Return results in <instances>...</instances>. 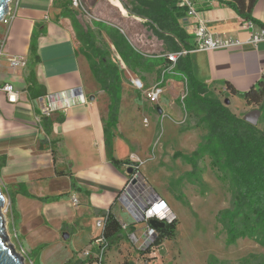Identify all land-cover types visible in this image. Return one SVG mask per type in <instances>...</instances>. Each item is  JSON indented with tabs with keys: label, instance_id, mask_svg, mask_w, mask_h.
<instances>
[{
	"label": "crops",
	"instance_id": "1",
	"mask_svg": "<svg viewBox=\"0 0 264 264\" xmlns=\"http://www.w3.org/2000/svg\"><path fill=\"white\" fill-rule=\"evenodd\" d=\"M194 4L199 19L211 33L242 45L218 51L190 52L184 60L192 77L206 85L215 84L227 93L224 86L216 83L228 82L238 93L256 87L264 80V42L256 47L249 42L254 31L264 28V0L255 3L251 15L255 23L249 29L243 28V19L219 0H194ZM12 13L14 18L9 24L0 27V37L5 39L0 56V86L11 84L20 94L18 102L12 104L0 91V185L10 201L16 229L21 237L36 246L32 253L45 244L61 241L66 248L65 259H68L75 249L88 247L97 236L94 223L103 212L111 208L120 223L126 221L123 215L126 205L120 201L116 208V202L124 192L128 175L124 167L116 169L107 161L103 132L107 112H103L99 96L93 97L86 85L89 67L86 59L80 56L71 20L59 15L54 0H15ZM127 19L138 22L140 32H131V38L126 36L129 44L142 55L161 60L163 44L145 21L128 15ZM179 23L189 37L187 43L192 50L195 21L184 16ZM38 27L44 33L38 39L39 59L33 66L36 89L50 95L81 88L87 99V104L76 101L67 111L58 110L50 116V139L58 142L55 163L49 142L40 146L43 132L38 116L44 101L31 99L28 94L29 50ZM10 57H23L27 66L13 69ZM166 64L156 69L162 70ZM124 132L119 105L112 143L117 160H126V152L120 154L118 148L119 143L120 148L124 146L126 150V139L119 136ZM54 197L59 199L41 200ZM73 197L78 202L76 206L72 203ZM127 231L130 229L123 231L125 235ZM41 249L35 254L39 255ZM80 255L75 261L79 262Z\"/></svg>",
	"mask_w": 264,
	"mask_h": 264
},
{
	"label": "rangeland",
	"instance_id": "2",
	"mask_svg": "<svg viewBox=\"0 0 264 264\" xmlns=\"http://www.w3.org/2000/svg\"><path fill=\"white\" fill-rule=\"evenodd\" d=\"M121 1L125 5L130 3V0H77V6L71 1L70 7L76 13L80 25L90 33L98 47L105 52L109 51L112 65L119 69L120 118L122 130L126 131L119 134L126 139V150L124 146L120 148L121 144L118 143L119 153L126 152V159L133 162L128 167L132 169V173L136 169L140 172L128 178L125 189L133 193L141 188L150 196L165 200L176 216L178 227L172 240L153 247L149 254H140L139 250L145 251L152 246L141 247L140 242L133 239V235H141L144 224L134 223V219L126 211L123 213L126 221L123 220L121 224L127 230L130 229L128 240L122 241L119 247H113L105 263L264 264V246L250 239H239L235 244H229L225 228L217 220L221 211L231 207L232 196L228 184L218 178L220 173L212 170L210 154L200 152L206 132L201 127H195V117L185 112V81L178 75H166L163 79L172 80L164 82L166 91L170 93L166 94L164 89L158 103H150L142 92L134 88L131 80L139 79L146 89H151L162 78V70L155 68L151 72H130L102 31L101 27L107 25L119 29L125 37L131 38V32L138 34V22L127 19V15H131L126 13ZM14 3L15 0H12L9 7L13 8ZM1 25L2 22L0 27ZM136 42L142 45L139 40ZM145 43L150 45L147 41ZM78 48L83 58L84 48L79 44ZM143 50L147 51L142 48ZM86 85L93 97L99 96L103 112H108L109 96L101 90L90 67L87 69ZM210 90L224 105L228 101L229 104L225 106L238 118L243 119L252 111H260L256 128L264 134V100L261 107L247 105L242 99L233 98L217 85L210 86ZM158 108L161 114L157 112ZM131 180L135 184H131ZM0 189L4 192L2 185ZM122 197L121 193L116 208ZM5 198L7 201L2 215L10 239L5 245L11 246L24 264H68L75 261L84 250L85 247L75 249L72 256L65 259L66 248L58 241L57 244H45L39 255L35 254L37 251L32 253L36 246L32 245L31 240L21 237L11 213L10 201L6 196Z\"/></svg>",
	"mask_w": 264,
	"mask_h": 264
},
{
	"label": "trees",
	"instance_id": "3",
	"mask_svg": "<svg viewBox=\"0 0 264 264\" xmlns=\"http://www.w3.org/2000/svg\"><path fill=\"white\" fill-rule=\"evenodd\" d=\"M71 1L54 0V7L60 11L61 17L71 20L76 40L80 47L84 48L82 54L91 72L101 90L109 96L107 117L103 121L107 161L116 169L124 167L127 170L133 162L129 159L117 160L114 158L112 144L120 105L119 69L112 65L109 51L105 52L98 47L90 33L80 25L76 19V13L70 7ZM219 2L233 9L243 21L255 23L251 15L257 0H219ZM121 4L129 15L145 21L153 35L162 42L163 55L190 50L187 43L189 37L179 23V20L185 16L186 8L180 5L179 0H130V3H126V5L122 1ZM101 29L114 46L121 62L130 72H151L166 62L163 60L153 61L152 58L136 51L118 29L107 25L102 26ZM43 33L44 31L40 27L34 31L29 50L31 70L28 94L31 99L46 96L36 89L33 77V66L39 59L37 42ZM184 59L185 57L178 60L174 72L186 83L185 112L195 117V127L205 130L206 133L202 139L203 148L200 152L206 151L210 154L212 170L220 173L218 178L228 184L232 196L231 207L221 211L217 220L225 228L229 244L233 245L239 239H250L264 246V134L228 110L227 106L210 90V86L215 84L206 85L193 78ZM216 84L224 86L230 96L242 99L247 105L262 106L264 80H260L256 87L244 93L236 92L225 81ZM38 117V125L43 132L40 146L42 143L49 142L52 160L55 163L58 142L50 139L52 135L50 116L39 113ZM134 172L132 174L140 173L137 169ZM127 177L130 178V176ZM73 187L76 186L73 185ZM58 199L59 197L41 200L51 202ZM101 217L105 219L103 235L108 241L109 251L113 247H119L122 241L128 240V231L124 235L122 224L112 213L111 208L103 212ZM177 227L178 223L174 220L158 229L152 247L138 252L149 254L153 247H159L165 241L172 240ZM40 249L39 247L38 250ZM68 264H80V262L71 261ZM123 264H126V261Z\"/></svg>",
	"mask_w": 264,
	"mask_h": 264
},
{
	"label": "built area",
	"instance_id": "4",
	"mask_svg": "<svg viewBox=\"0 0 264 264\" xmlns=\"http://www.w3.org/2000/svg\"><path fill=\"white\" fill-rule=\"evenodd\" d=\"M14 1V0H13ZM73 5L77 6V0H72ZM181 6L186 8L185 16L195 21V29L193 33L195 47L192 50H183L176 53H168L162 55L159 58L165 59L166 66L162 69V78L151 89H146L142 81L139 79H132L131 82L135 89L142 92L145 98L152 104L158 103L162 95L164 94V82L168 81L163 79L168 74L177 75L174 72L175 65L180 58L186 57L192 51H218L224 49H230L233 47L241 46L242 43L234 40H225L218 35L211 33L205 26V24L199 19L198 12L196 11L194 0H179ZM14 18L12 8L9 7L8 14L2 21L3 25H8L10 20ZM243 28L249 29L254 27V23L251 21H244ZM264 42V28H259L251 34L249 44L252 47H256L259 43ZM5 45V39L0 37V56L3 53ZM10 67L13 69L26 67V60L23 57H10ZM0 91L4 92L7 96L9 103L15 104L18 102L19 91L11 84H4L0 86ZM39 100L44 101L40 109V114L44 116H51L55 111H67L77 101L80 104H87L83 92L81 94L74 95L73 90L61 92L58 94L46 95ZM130 191L129 189H125ZM125 192V191H124ZM123 199V198H122ZM73 205H77L78 202L75 197L72 198ZM126 208L128 213L134 219V223H143L141 235L138 237L133 235L135 241L140 242V246L148 248L152 246V240L156 238L157 230L150 228V220H158L165 225L176 220L175 214L170 209L168 203L158 198L157 196H150L144 189H136L133 193L130 191V196L126 199ZM167 211V213H166ZM105 219L101 217L95 222V227L98 230L97 236L90 242V245L81 252L80 264H106V257L109 253V244L107 239L103 235ZM123 230L127 229L125 225H122Z\"/></svg>",
	"mask_w": 264,
	"mask_h": 264
},
{
	"label": "water",
	"instance_id": "5",
	"mask_svg": "<svg viewBox=\"0 0 264 264\" xmlns=\"http://www.w3.org/2000/svg\"><path fill=\"white\" fill-rule=\"evenodd\" d=\"M12 2V0H0V23L4 20V18L6 17V15L8 14L9 11V4ZM82 90L81 88L78 89H74L73 90V94L77 95V94H81ZM92 98V97H91ZM229 102L226 101L225 105H228ZM157 112L159 114H161L160 109H157ZM260 111L255 110L252 111L250 113H248L247 115H245L243 117V120L250 124L251 126L257 127L258 123H259V118H260ZM132 169L128 168L126 170V174L128 176L132 175ZM131 184H135L134 180H131ZM130 196V191L125 190V192L123 193V199H121V202L126 205V199ZM6 201L7 199L5 198L3 192L0 189V264H24L23 259L18 256L13 248L11 246H7L5 245L6 243H8L10 241L9 237L7 236V232L5 230V223H4V218L2 215V210L4 209L5 205H6ZM149 226L152 229L158 230L162 227L165 226V224L163 222H160L158 220H150L149 221ZM68 237H65V239H67Z\"/></svg>",
	"mask_w": 264,
	"mask_h": 264
},
{
	"label": "bare ground",
	"instance_id": "6",
	"mask_svg": "<svg viewBox=\"0 0 264 264\" xmlns=\"http://www.w3.org/2000/svg\"><path fill=\"white\" fill-rule=\"evenodd\" d=\"M171 209V208H170ZM166 213H167V211H166Z\"/></svg>",
	"mask_w": 264,
	"mask_h": 264
},
{
	"label": "flooded vegetation",
	"instance_id": "7",
	"mask_svg": "<svg viewBox=\"0 0 264 264\" xmlns=\"http://www.w3.org/2000/svg\"><path fill=\"white\" fill-rule=\"evenodd\" d=\"M124 193V192H123ZM123 193H122V195H123Z\"/></svg>",
	"mask_w": 264,
	"mask_h": 264
}]
</instances>
